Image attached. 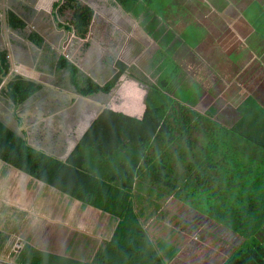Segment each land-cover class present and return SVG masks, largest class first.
<instances>
[{
	"label": "crops",
	"instance_id": "obj_1",
	"mask_svg": "<svg viewBox=\"0 0 264 264\" xmlns=\"http://www.w3.org/2000/svg\"><path fill=\"white\" fill-rule=\"evenodd\" d=\"M56 1L59 0H53L52 6ZM170 1L161 13L154 14L153 10L148 13L159 19L160 24L155 25L147 21L145 14L135 15L117 0L85 2L94 9V15L84 37L89 48L83 50L80 45L76 46L79 36L76 33L69 36L65 27L72 11L59 15L52 7L50 15L54 16L56 25L53 26L60 35L59 41L55 46L45 35L33 30L30 33L38 32L44 39L37 45L25 35L28 41L25 42L30 41L33 49L16 52L13 64L17 68L19 61L20 70L11 68L13 71L4 75L10 76L9 81L2 77L0 120L38 148L29 142L26 131L38 123L41 136L47 140H64L76 146L106 109L142 118L150 87L157 88L161 95L184 94L180 90L195 92L193 97L200 98L194 109L200 112L199 105L203 107L202 101L209 100L205 112L212 110L213 119L229 128L243 118V106L244 110L251 111L250 108L259 104L264 109V0ZM40 3L38 0L36 10L32 8L36 21L45 16L39 9ZM67 13L70 18L62 21L61 16ZM18 15L27 25L24 16ZM49 45L59 52L57 56L48 59L33 55V51ZM13 52L11 46L10 66ZM71 52V58L65 54L71 56ZM61 55L100 86L104 87L117 74L119 79L110 93L99 91L84 96L71 83L68 71L56 68ZM15 76L41 85L23 104L13 103L3 91ZM236 93L242 99L234 104ZM251 98L256 102L250 103ZM6 107L11 111H4ZM7 115L16 118L14 122L20 131L6 120ZM255 138L260 140L264 136ZM236 143L243 149L228 151L232 163L227 165V172L235 177L243 174L248 177L255 169V151L245 140ZM75 146L62 149L56 157L66 160ZM2 164L9 166L14 177L23 173L4 161ZM23 180L27 179L21 175L19 182ZM35 182L47 186L41 181ZM43 192H47L48 198L55 197V202H43ZM81 205L79 200H72L54 187H0V264H27L28 260L57 264V257L63 258L58 264H70V259L77 264H93L100 251L109 246L120 219L91 206L82 210ZM183 206L189 211L186 215L190 220L183 219L186 222L180 228L183 238L179 234L173 240L179 242L181 250L169 264H224L230 257L231 246L226 245L228 249L224 250L223 244L213 236L196 231V227L203 229L214 222L192 211L188 203ZM81 213L86 219H81ZM188 222L192 225L187 229ZM150 227L146 226L150 237L159 240ZM255 251L260 254L258 249ZM43 252L50 254L48 260L43 257L46 254H40ZM179 256L183 260H178Z\"/></svg>",
	"mask_w": 264,
	"mask_h": 264
},
{
	"label": "trees",
	"instance_id": "obj_2",
	"mask_svg": "<svg viewBox=\"0 0 264 264\" xmlns=\"http://www.w3.org/2000/svg\"><path fill=\"white\" fill-rule=\"evenodd\" d=\"M117 1L135 15L145 14L152 25L160 21L148 14L150 10L159 14L171 3ZM44 3L42 0L40 6L44 7ZM53 8L59 15L71 10L72 17L65 27L86 37L94 15L90 5L81 0H59ZM8 22L14 29L26 27L12 10L8 11ZM28 38L37 45L44 41L38 32ZM56 63L58 70L68 71L71 83L84 96L99 91L110 93L119 79L117 74L103 87L84 76L65 55ZM9 70L8 50L0 49V83ZM40 87L15 76L3 91L13 103L23 104ZM183 95H161L157 88L150 87L142 118L106 109L66 160L33 147L26 137L0 120V159L72 200H79L82 210L91 206L120 219L112 241L93 264H169L181 250L179 242L169 235L157 240L161 242L157 244L146 224L166 218L163 205L170 198L187 204L191 197L211 199L215 204L210 208L189 205L192 211L214 222L215 229L205 231V236L231 246L224 264H264V174L259 176L264 169V138H255L264 136V109L259 104L251 111L243 109V118L229 128L213 119L212 110L202 114L194 109L200 96ZM244 140L255 151V169L248 177L231 176L227 172V165L232 163L228 151L242 150L243 146L236 142ZM191 225L188 222L186 228ZM40 254H46V260L50 258L46 252ZM61 259L57 257L56 263ZM27 264L38 263L28 260ZM70 264L77 261L70 259Z\"/></svg>",
	"mask_w": 264,
	"mask_h": 264
},
{
	"label": "rangeland",
	"instance_id": "obj_3",
	"mask_svg": "<svg viewBox=\"0 0 264 264\" xmlns=\"http://www.w3.org/2000/svg\"><path fill=\"white\" fill-rule=\"evenodd\" d=\"M42 1V0H41ZM44 3V8L41 6L39 7L41 12H44L45 16H43L41 19L37 20L36 12L32 11V8L35 9L36 6H38V0H0V18H1V23H0V48L5 47L7 50L9 49L8 52L11 53V46L14 48V52L12 55V61H11V66L9 73L11 71H16L17 69L20 70L19 66V61H17V68L14 66L13 63H15L14 59V54L16 52H20L23 50H32V46L29 45L31 42L29 41V44H27L25 41H27V37L25 35L29 34L33 30L39 31L40 34H43L46 36L47 40L55 44L56 42L59 41V34L54 29V24L53 21H55L53 18L54 16H51L50 12L52 10V1L53 0H43ZM82 2H88V3H94L95 2L99 3L100 0H81ZM95 1V2H94ZM27 4V8H24V5ZM97 6H99L97 4ZM13 8L18 14H22L27 22V25L24 29H16L12 30L9 27H7L6 24L7 22V15L6 11L9 8ZM178 8L179 6L176 5ZM54 9V8H53ZM36 10V9H35ZM57 10V9H55ZM152 12V11H150ZM172 13L170 16L172 17ZM70 13H67L65 17L61 16V20L67 22V20L70 18ZM170 19V17H168ZM174 18V16L172 17ZM57 21V20H56ZM38 22V23H37ZM56 25V24H55ZM43 27V28H42ZM178 30V28H177ZM9 33V35H8ZM83 39V40H82ZM85 38H82L79 36V39L76 41V46H81V50L85 48H89V42L87 40H84ZM55 41V43H54ZM28 42V41H27ZM75 42V41H74ZM32 48V49H31ZM69 52V51H67ZM59 52H57L55 49H53L50 45L49 47L46 46V48L38 49L37 52L33 51V55H42L48 59H51L53 55H58ZM70 53V52H69ZM68 57H72V52L71 56L67 53H65ZM13 70H12V69ZM195 95V92H190V91H184L183 96H190L193 97ZM236 102L234 104H237L242 97H239V93H236ZM234 95V96H235ZM171 97H174V95H170ZM227 98H231V96H228ZM208 99V98H207ZM208 103L209 100H203L202 105H199V110L202 114H205V110L208 108ZM196 108V107H195ZM244 109V106L241 108V110ZM4 111H11L10 107L3 108ZM16 118L12 117L11 115L6 116V120L13 125L17 131H20L18 128L17 124L14 122ZM26 131L29 136V142L35 146H37L40 149H43L49 154L59 156L60 152L62 149H68L71 148L75 145L71 144L70 142L64 141V140H58V139H49L47 140L46 136H41V126L39 123L34 126H30V128H26ZM43 132V131H42ZM217 138V137H216ZM220 139V138H219ZM223 141V139H221ZM215 141L212 142V146H215ZM11 170L9 166L2 164V161L0 162V187H47L44 186L43 184H39L38 182H35V180L30 178L26 174H19L18 176L14 177L15 175L11 174ZM21 175L23 177H26V181L19 182L21 179ZM209 187H213V185H210ZM214 187H219V185H215ZM44 198L43 202H55V197L48 198L47 192H43ZM193 203V204H198L201 207L205 206L206 208H210V206L215 205L213 202H211V199L207 198H189L188 204ZM163 210L167 212V216L162 217L161 220H156L152 221L146 226L151 229V233L157 237L166 239L167 236L170 235V237L174 240H177L179 236L183 233H181V226L179 225L180 223H183V219L185 220H190L187 217V208L183 206V202H179L173 198H170L167 203H165ZM81 211H79L80 213ZM79 216L82 218H85V214L81 213ZM186 217V218H183ZM77 219V215H76ZM178 224V225H177ZM214 227L211 224H207V227L200 229L199 227H196L195 230L198 231L199 233H203L205 231L213 230ZM176 230V231H172ZM202 230V231H201ZM176 232V233H175ZM180 234V235H179ZM183 238V236H182ZM188 239V238H187ZM157 244H161V242L155 240ZM188 243V240L186 241ZM222 243V242H221ZM183 244V240H182ZM223 244V243H222ZM211 247V244H210ZM223 249L226 250L228 247L226 245H222ZM223 255L225 256L226 253L223 251ZM178 260H183V256H179Z\"/></svg>",
	"mask_w": 264,
	"mask_h": 264
},
{
	"label": "water",
	"instance_id": "obj_4",
	"mask_svg": "<svg viewBox=\"0 0 264 264\" xmlns=\"http://www.w3.org/2000/svg\"><path fill=\"white\" fill-rule=\"evenodd\" d=\"M67 33H68V35L70 36V35H74L75 34V31H72V30H68L67 29ZM4 78H6V80H10V76H4ZM81 95V94H80Z\"/></svg>",
	"mask_w": 264,
	"mask_h": 264
},
{
	"label": "flooded vegetation",
	"instance_id": "obj_5",
	"mask_svg": "<svg viewBox=\"0 0 264 264\" xmlns=\"http://www.w3.org/2000/svg\"><path fill=\"white\" fill-rule=\"evenodd\" d=\"M9 10H12V11H14L16 14H18V12H16L13 8H9V9H7V11H6V15H7V22H8V11ZM1 19V18H0ZM8 24H9V22H8ZM31 34V33H30ZM29 35V34H28Z\"/></svg>",
	"mask_w": 264,
	"mask_h": 264
},
{
	"label": "clouds",
	"instance_id": "obj_6",
	"mask_svg": "<svg viewBox=\"0 0 264 264\" xmlns=\"http://www.w3.org/2000/svg\"><path fill=\"white\" fill-rule=\"evenodd\" d=\"M9 57V56H8Z\"/></svg>",
	"mask_w": 264,
	"mask_h": 264
}]
</instances>
